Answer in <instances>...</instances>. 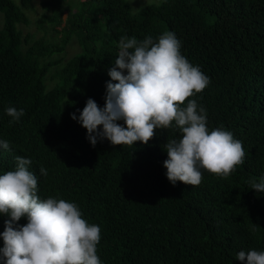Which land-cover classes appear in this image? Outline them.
Here are the masks:
<instances>
[{
    "label": "trees",
    "instance_id": "obj_1",
    "mask_svg": "<svg viewBox=\"0 0 264 264\" xmlns=\"http://www.w3.org/2000/svg\"><path fill=\"white\" fill-rule=\"evenodd\" d=\"M64 1L42 2L52 11L44 19L60 27L57 44L29 43L18 28L29 24L23 8L0 0V140L12 146L10 152L0 147V175L15 170L16 156L31 159L41 199L73 202L100 226L102 264H242L239 251H264V193L249 184L264 178V0H165L137 15L126 0H82L62 20ZM166 31L210 78L192 97L206 110L209 130L222 127L243 143L244 163L227 178L201 169L199 186L168 181L164 145L181 138L175 125L156 129L146 145L105 139L93 147L78 123L89 98L105 106L120 38L158 41ZM72 39L80 52L52 60ZM8 107L24 110L19 122L9 123ZM8 219L0 214V233Z\"/></svg>",
    "mask_w": 264,
    "mask_h": 264
},
{
    "label": "clouds",
    "instance_id": "obj_2",
    "mask_svg": "<svg viewBox=\"0 0 264 264\" xmlns=\"http://www.w3.org/2000/svg\"><path fill=\"white\" fill-rule=\"evenodd\" d=\"M108 76L105 106L89 98L78 118L93 147L105 139L113 146H133L138 141L146 145L156 129L175 125L181 138L164 145L168 158L163 166L171 184L199 186L201 169L227 178L244 163L243 143L222 127L209 130L206 110L192 99L209 85L210 78L181 54V41L174 32H164L158 41L151 36L142 41L122 36ZM6 114L13 123L25 113L8 107ZM70 115L77 120L75 113ZM0 147L12 150L8 140H0ZM15 161V170L0 175V214L10 217L0 233V264H102L97 254L100 226L84 219L73 202L41 199L37 176L29 170L32 160L16 156ZM39 172L47 175L43 167ZM249 184L264 193V178L259 182L252 178ZM23 217L27 223L19 226ZM236 260L264 264V251L242 250Z\"/></svg>",
    "mask_w": 264,
    "mask_h": 264
},
{
    "label": "rangeland",
    "instance_id": "obj_3",
    "mask_svg": "<svg viewBox=\"0 0 264 264\" xmlns=\"http://www.w3.org/2000/svg\"><path fill=\"white\" fill-rule=\"evenodd\" d=\"M24 12L28 18L29 24L27 26H18L19 30L23 33V36H30V42L35 40H43L46 43H59L61 39L60 27L52 26L44 17H48L52 14L51 10L44 9L42 2L44 0H30L29 5L25 3V0H13ZM25 1V2H24ZM82 0H65L62 5L63 15L62 20L67 18V11H76L80 8ZM165 0H126L128 9L131 15H137L141 9L148 5H159ZM25 4H24V3ZM2 14L0 13V17ZM80 52V47L75 39H72L63 52H55L52 60L66 61L68 58L76 55ZM58 66L52 68L50 74L47 77V85L52 87L56 81V71Z\"/></svg>",
    "mask_w": 264,
    "mask_h": 264
}]
</instances>
